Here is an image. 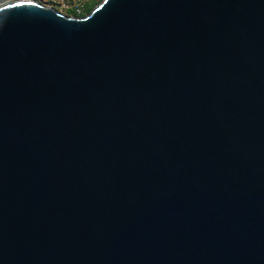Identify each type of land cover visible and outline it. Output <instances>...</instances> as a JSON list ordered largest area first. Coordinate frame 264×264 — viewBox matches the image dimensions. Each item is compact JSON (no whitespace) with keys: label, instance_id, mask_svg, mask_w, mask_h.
I'll use <instances>...</instances> for the list:
<instances>
[{"label":"water","instance_id":"water-1","mask_svg":"<svg viewBox=\"0 0 264 264\" xmlns=\"http://www.w3.org/2000/svg\"><path fill=\"white\" fill-rule=\"evenodd\" d=\"M0 264H264V0L1 6Z\"/></svg>","mask_w":264,"mask_h":264},{"label":"built area","instance_id":"built-area-1","mask_svg":"<svg viewBox=\"0 0 264 264\" xmlns=\"http://www.w3.org/2000/svg\"><path fill=\"white\" fill-rule=\"evenodd\" d=\"M89 0H40L43 4L54 7H61L64 11H73L76 17H83Z\"/></svg>","mask_w":264,"mask_h":264},{"label":"rangeland","instance_id":"rangeland-1","mask_svg":"<svg viewBox=\"0 0 264 264\" xmlns=\"http://www.w3.org/2000/svg\"><path fill=\"white\" fill-rule=\"evenodd\" d=\"M15 1H20V0H0V7L6 5V4H8V3L15 2ZM37 1H40V0H37ZM100 1H101V0H89V1H88V4H87V6H86V9H87L89 6H91V5H97ZM57 9H58L61 13L65 14V15H68L69 13H71L70 11H64L61 7H57ZM71 14H72V13H71ZM86 15H87V14H86V10H85L83 16H86Z\"/></svg>","mask_w":264,"mask_h":264},{"label":"trees","instance_id":"trees-1","mask_svg":"<svg viewBox=\"0 0 264 264\" xmlns=\"http://www.w3.org/2000/svg\"><path fill=\"white\" fill-rule=\"evenodd\" d=\"M103 0H101L98 4H100L101 2H102ZM97 4V5H98ZM97 5H91V6H89L87 9H86V14L88 15V14H90L92 11H93V9L97 6ZM71 13H69L68 14V16H76V14L73 12V11H70ZM84 17V16H83Z\"/></svg>","mask_w":264,"mask_h":264}]
</instances>
